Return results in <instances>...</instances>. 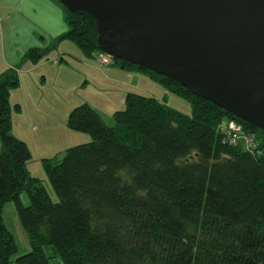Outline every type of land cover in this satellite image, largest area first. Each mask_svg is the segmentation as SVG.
<instances>
[{"label":"trees","instance_id":"1","mask_svg":"<svg viewBox=\"0 0 264 264\" xmlns=\"http://www.w3.org/2000/svg\"><path fill=\"white\" fill-rule=\"evenodd\" d=\"M62 8L67 31L29 49L18 66L38 64L65 40L97 61L93 18ZM110 65L157 81L192 113L136 92L123 97L112 126L91 105L72 109L68 129L92 141L42 160L53 202L28 168L30 148L12 133L10 92L20 86L19 69L1 72L0 264H264V130L168 77L123 60ZM223 121L255 138L256 151L230 146ZM7 202L16 205L31 247L15 259L16 240L2 215Z\"/></svg>","mask_w":264,"mask_h":264},{"label":"water","instance_id":"2","mask_svg":"<svg viewBox=\"0 0 264 264\" xmlns=\"http://www.w3.org/2000/svg\"><path fill=\"white\" fill-rule=\"evenodd\" d=\"M106 56L178 82L264 130V0H57Z\"/></svg>","mask_w":264,"mask_h":264},{"label":"rangeland","instance_id":"3","mask_svg":"<svg viewBox=\"0 0 264 264\" xmlns=\"http://www.w3.org/2000/svg\"><path fill=\"white\" fill-rule=\"evenodd\" d=\"M4 7L6 10L9 8L8 6ZM60 7L64 6L61 5ZM51 17V22L42 23L44 30L42 31L45 37L53 36L57 31L62 34L67 31L66 23L64 26L61 25L54 11H52ZM30 28H33V33L38 34V26H31ZM21 35L19 31L14 32V36L11 33L10 36L15 38V40L12 39V42L18 41L17 39L21 38ZM5 40L7 57L9 55L7 34ZM54 41L55 39L50 43H46V46L51 45ZM55 43L57 47L54 48L52 53L59 54L60 58L65 59L62 74L55 71L46 80H42L43 75L41 72L34 73L33 78L37 83L36 89L31 92L30 88L33 89V87L31 85L28 88L26 87L27 104L24 103L19 88L10 92L12 133L30 148L31 157L28 168L32 171L34 177L43 181L44 187L53 202H57L58 199L47 180L45 170L42 167V160L48 158L59 159L69 148L92 141L91 136L68 129L66 125L68 113L72 109L83 103L91 105L103 115L105 122L112 126L114 124L113 114L124 107L123 97L127 93L136 92L156 98L186 116L192 113L188 101L170 92L167 88H163L157 81L150 79L148 76L120 70L110 65L112 61L110 64L103 66L92 58H86L81 50L69 40ZM19 64L20 62L15 65L18 69L22 67L18 66ZM17 106L20 108H17ZM243 131L245 130L243 129ZM83 135L85 138H83ZM20 199L25 207L30 205L29 196L26 193H22ZM2 215L5 226L8 227L16 240L18 253L14 256V259L19 255L30 252L31 247H29L28 237L16 213V205L13 202H7ZM50 264L62 263L58 259H53Z\"/></svg>","mask_w":264,"mask_h":264},{"label":"crops","instance_id":"4","mask_svg":"<svg viewBox=\"0 0 264 264\" xmlns=\"http://www.w3.org/2000/svg\"><path fill=\"white\" fill-rule=\"evenodd\" d=\"M9 2V3H8ZM0 74L8 68H14L15 65L21 62L22 57L32 49L33 47H45L47 44L54 40L62 33L57 31L53 36L45 37L42 27L43 22H51V14L54 11L57 15V19L61 25H65L64 22V10L54 0H2L0 1ZM4 6H8V10ZM13 19H12V17ZM40 19V21H38ZM31 26H38L39 32L33 33ZM42 27V28H41ZM43 30V31H42ZM21 32V38L18 41L12 42L10 35L14 36V32ZM43 32V33H42ZM61 33V34H59ZM6 34L9 40V55L6 57ZM24 35V36H23ZM10 36V37H9ZM65 59L55 55L49 54L43 61L38 64L25 63L18 70L19 72V89L21 90L22 99L27 104V95L25 94L29 85L33 87L30 91L36 89V82L33 75L36 72H41L42 80H46L47 77L53 72L57 71L62 74L63 62ZM42 82V81H40ZM44 82V81H43ZM27 87V88H26ZM83 138L85 136L83 135ZM32 172V171H31Z\"/></svg>","mask_w":264,"mask_h":264},{"label":"built area","instance_id":"5","mask_svg":"<svg viewBox=\"0 0 264 264\" xmlns=\"http://www.w3.org/2000/svg\"><path fill=\"white\" fill-rule=\"evenodd\" d=\"M96 58L98 63L103 66L110 64L113 59L106 56L104 53H99ZM219 128L225 134V140L229 143L230 146H240L241 150L244 153H254V151H256L257 145L255 138L243 131V128H241L235 121H223Z\"/></svg>","mask_w":264,"mask_h":264}]
</instances>
